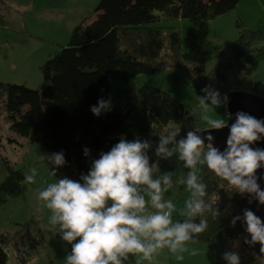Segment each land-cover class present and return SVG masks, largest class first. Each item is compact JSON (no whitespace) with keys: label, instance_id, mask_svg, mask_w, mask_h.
<instances>
[{"label":"trees","instance_id":"1","mask_svg":"<svg viewBox=\"0 0 264 264\" xmlns=\"http://www.w3.org/2000/svg\"><path fill=\"white\" fill-rule=\"evenodd\" d=\"M241 1L101 0L95 21L75 26L69 44L41 66L44 83L40 91L0 81V115L7 114L10 130L29 143L50 154L62 152L65 164L54 173L74 169L82 183L81 177L88 174L92 162L122 138L149 143L146 152L150 164L158 162L159 168H168V163L156 155L160 137L178 127L176 140L186 136L188 131L182 125L195 126L197 113L151 86L125 92L110 113L102 111L97 116L91 107L101 98L108 101L110 81L130 83L138 75L169 68L183 71L196 86L199 98L211 97L203 91L207 86L223 98L232 92H248L264 99L259 83L250 82L245 76L252 71L249 65L264 59V48L246 57L252 43L262 37L261 31L246 30L238 22L239 37L231 48V57L226 59L207 32L191 29L182 39L172 27L161 26L180 19L207 24L234 10ZM211 59H216L217 64L208 71L206 66ZM24 107L27 110L22 112ZM6 167L8 176L0 183V208L10 198L24 197L28 188L22 170L9 164ZM50 167L53 171L54 166ZM202 180L207 185L204 199L219 215L213 219L211 213H206L207 230L193 241L216 244L220 248V264H229L226 253H237L240 264L258 262L260 245L245 242L251 236L246 232L243 216L246 209L253 211V206L261 204L249 202L246 192H235L206 165ZM235 217L239 219L233 226ZM44 244L40 229L32 234L27 226L19 224L14 232L0 233V264H7V247L13 248L18 264H26ZM124 264H137L136 257L129 255Z\"/></svg>","mask_w":264,"mask_h":264},{"label":"clouds","instance_id":"2","mask_svg":"<svg viewBox=\"0 0 264 264\" xmlns=\"http://www.w3.org/2000/svg\"><path fill=\"white\" fill-rule=\"evenodd\" d=\"M203 91L212 97L211 105L201 97V106L206 112L220 105L218 92L210 91L207 86ZM110 108L111 101L101 98L91 111L99 116ZM204 119L208 125L206 137L198 131H188L176 140L180 128H174L160 137L156 148V155L161 158L178 154L183 167L189 169L181 181L190 193L179 211L183 219L173 220L177 206L172 200L164 199V194L173 186L171 175L166 172L154 176L159 164H150L146 152L150 145L139 139L122 138L110 150L101 152L88 174L81 177L83 183L65 177L39 191V200L50 210L49 224L62 241L71 245L65 264H124L129 255L138 256L137 264H141V261H152L165 248L177 260H183L185 252L197 255L195 249L187 247L188 242L207 230L206 213H211L213 219L219 215L204 199L207 185L200 181L198 165H206L235 192L254 194L259 204L264 205V190L256 175L264 167V149L251 146L264 138V120L242 111L236 113L230 126L220 118L206 115ZM226 126L229 134L223 151L211 143L205 144V140L213 139L210 130ZM84 152L87 155L88 149ZM49 163L56 172L65 164L63 153L51 154ZM36 176L37 169L32 167L24 180L34 184ZM237 219L233 218V226ZM243 219L251 236L245 242L260 245L257 260L264 264V220L250 209L244 211ZM225 259L229 264H240L237 253H226Z\"/></svg>","mask_w":264,"mask_h":264},{"label":"rangeland","instance_id":"3","mask_svg":"<svg viewBox=\"0 0 264 264\" xmlns=\"http://www.w3.org/2000/svg\"><path fill=\"white\" fill-rule=\"evenodd\" d=\"M3 2L4 4L0 5V81L40 91L44 83L40 67L56 52L61 51L62 47L69 44L75 26L82 22L90 25L95 21L97 18L95 10L101 0H3ZM238 22L246 30L262 32V37L252 43L246 54V57L254 56L258 49L264 48V18L258 20L244 18L234 9L207 24L202 21L180 19L161 26L172 27L182 39L191 29L205 31L210 41L217 44L228 59L231 57V48L239 37ZM164 32L166 34V30ZM216 64V59L209 60L207 70L210 71ZM248 67L252 71L245 73V76L250 82H258L264 92V59ZM144 86L155 87L168 93L179 99L192 113H197L198 121L195 126L182 125L187 131L193 129L198 132L207 131L208 125L204 119L206 115L223 119L226 124L229 121L225 98L220 97V105L206 112L201 106L196 86L188 81L183 71L170 68L156 74L138 75L130 83L110 81L108 100L111 101V108L103 112L110 113L119 104L125 92ZM205 103L211 105L212 97L205 98ZM26 110L27 107L21 109L22 112ZM6 116L7 114L0 115V183L8 176L6 164L15 170H22L24 174L35 167L37 176L34 184L28 183L24 197L10 198L0 208V233L14 232L19 224L27 226L32 234H37L40 229L45 244L26 264H65V257L70 254V245L62 241L57 230L49 224L50 210L39 200L38 193L46 188L47 184L60 178L74 180L78 178L74 169L54 173L49 163L51 154L13 133L10 124L6 122ZM183 137L179 136L178 140ZM162 160L168 163V168H159L154 176H162L166 172L171 175L173 186L164 194V199L172 200L177 206L173 220L183 219L179 211L190 193L181 181L189 169L183 167L178 154ZM197 167L200 181L203 183L204 165ZM253 211L259 217H264V206L255 205ZM187 247L190 250L195 249L197 255L185 252L184 259L177 260L176 256L165 248L156 254L152 261H141V264H220V248L216 244L189 241ZM6 252L7 264H18L13 248L7 247ZM138 259L137 256L136 260Z\"/></svg>","mask_w":264,"mask_h":264},{"label":"water","instance_id":"4","mask_svg":"<svg viewBox=\"0 0 264 264\" xmlns=\"http://www.w3.org/2000/svg\"><path fill=\"white\" fill-rule=\"evenodd\" d=\"M226 103L229 112V121L227 125H231L236 119L237 112H244L257 119L264 120V99L256 96L255 94L248 92H232L226 96ZM202 137L208 135V131L199 132ZM229 134V127L218 130H211V135L213 136L212 141L205 140V144L211 143L214 147L219 148L223 151L226 147V141ZM253 148L264 149V138L255 142L251 145ZM256 175L258 177L257 182L260 188L264 190V167L257 170ZM250 200L256 204H259L254 194H249L246 192ZM264 206V205H263Z\"/></svg>","mask_w":264,"mask_h":264},{"label":"crops","instance_id":"5","mask_svg":"<svg viewBox=\"0 0 264 264\" xmlns=\"http://www.w3.org/2000/svg\"><path fill=\"white\" fill-rule=\"evenodd\" d=\"M3 4V0H0V5ZM235 11L239 12V16L252 20L264 18V0H242L235 8Z\"/></svg>","mask_w":264,"mask_h":264}]
</instances>
